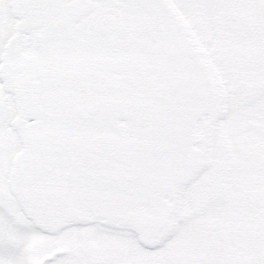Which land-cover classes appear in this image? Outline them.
Returning <instances> with one entry per match:
<instances>
[{
	"label": "snow or ice",
	"instance_id": "snow-or-ice-1",
	"mask_svg": "<svg viewBox=\"0 0 264 264\" xmlns=\"http://www.w3.org/2000/svg\"><path fill=\"white\" fill-rule=\"evenodd\" d=\"M0 264H264V0H0Z\"/></svg>",
	"mask_w": 264,
	"mask_h": 264
}]
</instances>
